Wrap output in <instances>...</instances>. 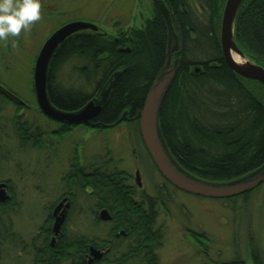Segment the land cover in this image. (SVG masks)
Segmentation results:
<instances>
[{
    "label": "trees",
    "instance_id": "trees-1",
    "mask_svg": "<svg viewBox=\"0 0 264 264\" xmlns=\"http://www.w3.org/2000/svg\"><path fill=\"white\" fill-rule=\"evenodd\" d=\"M145 1L151 5L152 16L142 28H131L129 34L120 31L118 38L114 35L93 41L82 37L66 43L56 53L51 76L69 67L66 83L75 76L77 84L60 83L61 96L51 92L50 101L65 112H75L99 99L106 90L98 126L115 125L121 117L138 124L148 90L163 72L172 34L178 44L174 57L181 63L158 116L159 132L171 159L186 174L215 184L235 182L262 169L264 104L248 88L247 80L230 70L224 61L218 1L216 8L215 0ZM234 41L246 56L264 67V0H244L235 21ZM196 67L199 73L194 72ZM122 177V173L114 174L112 180L101 177L94 195L77 182L67 179V184L75 190L74 194L79 192L84 202H91L96 195L99 204L102 201L109 207L114 223L124 229L129 241L126 253L149 256L154 249L149 248V238L158 236L153 231L155 217L145 215L135 187ZM162 180L164 188L176 191ZM160 196L157 191L153 199ZM146 212L152 213L151 209ZM47 215L51 219V209ZM43 231L40 236L46 237L48 231ZM18 242V246L24 244ZM88 243L84 236L67 235L57 248L48 244L42 250L34 238L32 254L31 250L24 252L33 257V264H79L76 254ZM143 245L148 248L142 250ZM249 248L254 264H263L252 243ZM229 264H243L241 256Z\"/></svg>",
    "mask_w": 264,
    "mask_h": 264
},
{
    "label": "flooded vegetation",
    "instance_id": "flooded-vegetation-1",
    "mask_svg": "<svg viewBox=\"0 0 264 264\" xmlns=\"http://www.w3.org/2000/svg\"><path fill=\"white\" fill-rule=\"evenodd\" d=\"M40 3L41 19L33 23L27 30L24 31L28 39L27 43L30 44L31 37L35 31V26L38 27L40 25L42 29V42L40 43L39 50L33 59V66L30 73V78L32 80L30 92L34 98V107H36L38 115L44 119L46 123H48L47 127L51 128V133L49 136L44 134V132L47 134L49 133L42 129V125L38 123L37 118H28L29 116L27 113L33 108H30L22 96L19 95L21 93L14 91L7 85V83H2L0 81V251L3 254V260L1 264H15V260L21 258L19 256L22 253H19V250L26 251L28 253H30L31 250L32 254L31 244L34 238H36V242L38 244H41L42 250H45L48 244L51 246V242L48 241V235L49 233H51L53 237L54 235L52 233V229H50V225L53 223V221L56 222L57 218L64 217V220L61 225L60 234L56 236V238L62 237V239H64L68 235L65 232V228L74 211L76 195H80L79 192L77 193V191L76 194H74L75 190L72 188V186L69 188L67 179L77 182L79 186H85L84 190L87 193L94 195V193L97 191V187L99 186L98 181L101 177L112 180L114 174L118 173H122V179H129L130 184L135 187L137 195L136 198L140 203L139 206L142 208V210H144L145 215H153L155 217L153 231L156 232L158 236L154 235L153 237L149 238V240L152 242L149 245V248L154 246V249L149 256L147 253H138L133 254L132 256L126 253V250L129 248V241L126 237L124 229L121 228L120 225L117 226L116 223H114L115 220H113V216L109 210V207L106 206L102 201H100L102 204H99L98 197L95 195L91 199V202H84V205L81 204L80 209L76 211V216H82L81 213L85 207V209H87L89 212L91 219V233H88L89 236L82 235L88 239L89 243L84 248H82L79 253L76 254L80 260L77 263L152 264L151 262L153 261L154 264H163L161 251L163 249V242L165 240L163 233L166 228L165 221L171 219L173 223V217L175 216L174 207L178 204V202L180 211L188 218V208L186 205L182 204L179 195H193L178 190L169 182L167 183L176 189L175 192L171 191V188L163 187L162 179L164 178L156 169L143 144L139 130V123L136 124L135 120H132L128 117L123 118V121L130 135L134 152L136 154V162L139 167V170H135L134 175L120 168V161L114 159V156L109 149H105V151H103V155H99V153L95 152L89 156H86L82 153V151H78L76 148L69 159L68 169L65 170L64 165L62 164L65 158L66 134L74 131L78 127L90 128L91 130H107L110 129L112 125L100 128L96 123L98 117L87 125H69L65 122H57L52 120L51 118L44 115L41 111L37 102L34 85V68L38 55L45 42L58 29L73 22L83 21H62L56 25H52V28L49 30L51 23L50 15L54 12H60L59 8L61 5L57 0H40ZM142 23L140 28L143 27ZM131 28L134 27H130L128 30ZM22 32L17 37H9L7 40H0V75L5 71V73L10 71L11 66L13 65H11V56H13V54H17V61L18 53L22 52L21 50L24 47L23 45L27 44L25 40H23L24 33ZM127 34H129V32ZM106 36L109 35H101L98 29L96 31L87 29L72 34L61 45L58 46L50 62L46 82L47 98L54 108L61 112H65V110L60 109L50 101L51 92L53 95L61 96L62 94V88L59 85L60 83L62 84V82L60 81L58 71V76H51V65L53 62H55L54 58L56 53L62 49L66 43L76 41L79 38L89 37L93 41H96L97 38H103ZM116 37L118 38L117 33L115 34V38ZM9 109H11L10 114L7 112ZM55 164H57L56 166L59 173V178L57 181L58 192L61 191V193L59 194L58 198L46 208L47 212L51 209V219L46 218V220L43 222V226L40 228L41 230L36 233V235L32 237L30 241H24L17 231H15V226L20 224V222H24L21 220L22 217L25 216L27 219L31 218V212L33 208L32 197H34V195H38L37 193L42 194V192H45L47 188L45 185L43 186L41 184L45 182V179L47 180L46 176L48 177V175L51 174L50 172L54 170ZM141 175L147 179V182H149V186L147 185L146 187L150 190L146 189L144 184H142L141 187L138 186L136 179L138 176L140 180ZM155 178L160 179V182L156 185L152 183L153 179ZM41 181L42 183L39 184ZM157 191L161 196L157 200H154L153 198L155 197V193ZM249 193L250 192H248L247 195H249ZM62 201H65L63 206L54 216L53 212L55 208ZM66 205H68L67 209H65ZM147 209H151L152 213H147ZM102 212H106L110 219H101ZM22 214H24V216L20 217ZM44 228L48 231L46 232V237L40 236L43 235ZM182 232L183 235L181 238L185 245L188 246L190 241L193 245H196L198 251L201 252L202 255L206 256L205 260L207 261V264H209L208 262H210L212 258H219V254H216V256L211 255V249L206 246L208 241H206V237L203 233L192 230L188 224L183 227ZM18 240L20 243H24V246H18ZM52 247L54 248V246ZM146 248H148V246H142V250H146ZM26 256L29 258L30 264H33V257L30 254H26ZM212 261L216 262V264L219 263V261L217 263L216 260ZM62 262H64V260H62Z\"/></svg>",
    "mask_w": 264,
    "mask_h": 264
},
{
    "label": "rangeland",
    "instance_id": "rangeland-1",
    "mask_svg": "<svg viewBox=\"0 0 264 264\" xmlns=\"http://www.w3.org/2000/svg\"><path fill=\"white\" fill-rule=\"evenodd\" d=\"M57 1H59L61 5L59 8L60 12H54L50 15L51 27L49 26V30L52 28V25H56L59 22L77 20L83 22L87 21V23L91 22V24L98 28L101 35L106 34L114 36L120 31L127 32L130 27L140 28L141 23L143 22V25L144 22L152 16L151 5L145 0ZM225 2L226 0H218L219 10H217L220 12L218 14L220 25ZM41 30L40 25L38 27L35 26L30 44L27 43L28 39L25 35V31L22 30V33H24L23 40H25L27 44H24L21 50L22 52L18 53L17 61V54L11 56V65H13L10 71L7 73H5V71L2 73L3 75H0V81L2 83H7L14 91L21 93L19 95L22 96L30 108H33L27 113L29 116L28 118H37L38 123L42 125V129L49 133L47 134L44 132V134L49 136L51 128H48V123L38 115L36 107H34V98L30 92L32 85L30 73L33 66V59L42 42L43 33ZM177 49L178 46H176V50ZM174 52L170 55L168 70L176 65L177 59L174 57ZM255 53L259 54L257 51ZM247 57L249 58V56ZM69 71V67L67 69L64 68V70L58 74L60 81L64 85L77 84L75 82V76L69 83H66L65 77ZM248 81L250 80H247V82L245 81L248 88H250L256 97H258V100H261L264 104V86L259 82L257 83L260 85H255L253 82L250 83ZM106 94L107 91L105 90L96 101H103L106 98ZM10 110L11 109L7 111L9 114L11 113ZM65 146V158L62 164L65 170L68 169L69 159L76 148L78 151H82L86 156L95 152L99 153V155H103V151L109 149L114 159L120 161V168L132 175H134L135 170H139L135 158L136 154L134 152V147L127 127L124 125L123 117H121L117 124L112 125V127L107 130H91L90 128L78 127L74 131L66 134ZM56 165L57 164H55L54 170L50 172L51 174L48 175V177L46 176L47 180L45 179L43 184H41L42 181L39 182V184L45 185L47 189L45 192H42V194L37 193L38 195L32 197L33 202H31L33 203V208L31 218L27 219V217L22 214L20 217L24 216L21 218L24 222H20V224L15 226V231H17L24 241H30V239L40 231L43 222L47 218V206L56 200L61 193V191L58 192L57 181L59 173ZM139 182L141 185L144 184L145 187L147 185L149 186V182H147V179L142 175ZM159 182L160 179L155 178L152 183L156 185ZM146 189L150 190L147 187ZM179 198L182 204L186 205L188 208L189 216L187 219L186 216L182 214L178 202L174 207L175 216L173 217V223L171 219L165 221L166 228L165 231H163L165 240L161 251L163 264H207L205 260L206 256L198 251L196 245H193L189 240L190 243L187 246L182 240V231L186 224H188L192 230L204 234L206 241H208L206 246L211 249L210 253L212 256L219 254V258H212L211 261L208 262L209 264H216V262L212 260H216L217 263L219 261L218 264H229L233 259L236 260L238 256H241L242 261H244L243 264H254L249 251V243H252L256 248L264 264V183L257 187L248 197L238 198L230 202L227 200L199 198L182 194L179 195ZM81 204L84 205V199L76 195L74 211L65 228V232L69 236H87L88 233H91V219L87 209L84 207L81 213L82 216H76V211L80 209ZM54 224L55 221L50 225V229L53 228ZM52 239H54V244H56L54 248L60 246L61 240H64L62 237L56 238L50 234L48 241L51 242ZM18 252L22 253L19 256L21 258L18 260L16 259L15 262L17 264H30L29 258H27L25 252L20 250ZM233 263L236 262L234 261Z\"/></svg>",
    "mask_w": 264,
    "mask_h": 264
},
{
    "label": "water",
    "instance_id": "water-1",
    "mask_svg": "<svg viewBox=\"0 0 264 264\" xmlns=\"http://www.w3.org/2000/svg\"><path fill=\"white\" fill-rule=\"evenodd\" d=\"M217 1L215 0V8L217 7ZM243 2L244 0H226L220 25V46L224 61L230 70L243 79L259 82L264 86V68L248 58L234 41L235 21ZM87 29L96 31L98 28L87 22H73L58 29L45 42L36 60L34 85L38 105L44 115L57 122H65L69 125H87L100 115L105 105V100H91L78 111L61 112L51 105L46 94L49 66L58 46L72 34ZM176 46H178L177 39L170 34L167 47L168 54L163 72L152 82L139 115V130L149 156L160 175L172 186L187 194L209 199L228 200L251 192L264 183V167L238 181L215 184L198 180L186 174L178 168L168 154L159 132L158 116L164 98L181 63L178 59L176 65L168 70L169 58L176 51ZM121 51L128 52V49ZM233 56H236L237 60L233 59ZM194 72L199 73L200 69L196 67ZM136 181L138 186L141 187L138 176ZM64 202L62 201L55 208L54 216L59 212ZM67 207L68 205L65 206V209ZM101 219L108 220L110 217L106 212H102ZM63 220L64 217L57 218L52 228L54 237L60 234ZM51 246H54V239L51 241Z\"/></svg>",
    "mask_w": 264,
    "mask_h": 264
},
{
    "label": "clouds",
    "instance_id": "clouds-1",
    "mask_svg": "<svg viewBox=\"0 0 264 264\" xmlns=\"http://www.w3.org/2000/svg\"><path fill=\"white\" fill-rule=\"evenodd\" d=\"M40 19V0H0V40L19 36Z\"/></svg>",
    "mask_w": 264,
    "mask_h": 264
},
{
    "label": "bare ground",
    "instance_id": "bare-ground-1",
    "mask_svg": "<svg viewBox=\"0 0 264 264\" xmlns=\"http://www.w3.org/2000/svg\"><path fill=\"white\" fill-rule=\"evenodd\" d=\"M233 59L237 60V57L236 56H233Z\"/></svg>",
    "mask_w": 264,
    "mask_h": 264
}]
</instances>
